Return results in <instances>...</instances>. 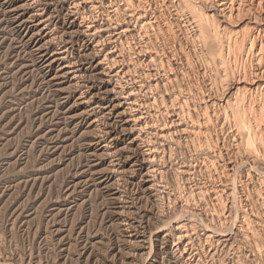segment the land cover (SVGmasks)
<instances>
[{
    "label": "bare ground",
    "instance_id": "6f19581e",
    "mask_svg": "<svg viewBox=\"0 0 264 264\" xmlns=\"http://www.w3.org/2000/svg\"><path fill=\"white\" fill-rule=\"evenodd\" d=\"M59 1L61 4L59 14H54L51 10H55L56 7L48 0H0V55L1 50L5 48V41L8 39H5L4 35L11 37L12 41H9V47L7 46V49L10 48L12 42L15 41L19 46V52L22 51L23 53H26L30 59L27 64L20 65V69L17 71L21 72V70H29L31 67H37L40 74L42 72L44 78L47 80V85L50 84L52 86V91L54 93L53 97L57 98V102L55 103L56 110H54V106L52 110L57 111L58 109V111H60V113H58L62 117L60 119H63L62 124H64L65 128L62 129L65 130V132L70 131L67 129H70L71 127L74 129L69 133V136L65 135L67 137L65 140H70L77 136L78 141H76V144L77 142L80 143L77 145L80 146L79 149L83 151L85 156L84 166L79 170H76V174L73 173V178L70 180L71 183H74L73 187L76 189V186L78 188L79 185L80 188V185L82 186V184H84L89 186V188H93L94 191L95 189H101L103 191L102 193L111 199L112 203H110V207H113V209H119L120 200L118 202L116 197L117 192L112 188L115 183L114 178L118 176L117 174H128L130 177L136 174L141 179L140 182L148 184L150 174L159 171L158 169L156 170L157 165H155L156 162L153 161V158L150 159L147 152H143L139 146L140 144L138 145L140 142H138L139 136L135 131V128L137 127H135V124L140 121L139 119H141V117L139 118L138 113L135 114L136 112L131 113L134 111L129 112L128 109L131 110V108H127L124 103L126 100L130 102L132 100V95L128 98L124 97L127 98L126 100L124 99V101L120 92H118L119 88H116L118 86H112V79L114 78L113 74L117 76L119 73L116 74L115 71L110 69L111 64L110 67H108L109 69L105 68V63L103 62L105 61V58L103 57L104 59L102 60L101 56L95 52V49L93 48L94 46L92 47L89 38L94 37L95 35L99 36V38L106 36L109 44L120 45L121 48H123L122 41L129 44L132 43L131 46L134 44L135 47H139V50L142 51L144 60L147 64L146 66L149 67V72L158 78L154 85L153 82L150 81L151 79L147 82L145 81L144 84L146 85H140L138 90H151L153 87L157 86L158 83H161L160 85L163 86V92L165 94L164 96L162 95L163 92L160 90L161 86L156 87L155 91L157 95H155L156 97H154L155 99L153 101V104L157 107L156 110L162 115L164 113L170 115L172 121L179 127L178 129H181L179 132H182V134L185 135L188 146L192 148L197 157L202 159V161L196 166L199 172L205 177L206 181L209 183L217 182L219 184H217V187H213L214 190L210 192L213 201V212L209 214V216H212L210 220H214L218 229L216 228V232L213 228L215 230L214 233L211 231L213 236H210V234L204 235V240L207 242V245H209V240H212L217 244L220 243L221 245L223 244L224 246L231 247L233 246L232 239L223 237L221 234L228 232L230 228L235 226L234 238L238 245L236 248L238 253H240L241 246L243 245L256 264H264V180H258V183H255L256 186L251 184V181L244 180L240 190L243 191L246 187L252 185V194L251 196L248 195V198L247 196L240 198L238 208L237 206L234 207L235 203L233 202V200H235L236 189L229 184L236 170L240 169V172L243 170V167L241 170L243 163L251 162L256 167L260 166V171L262 172L263 170L264 172V0H164L162 5L167 13L161 8V0L159 1L160 5H158L159 2H157L158 4L156 3V0H116L119 3L121 2L122 6L119 7L118 2L116 3L118 6H115V4H113L114 7H112L113 5H111V7L107 6L110 7L113 14H117L118 12L124 14L126 17L124 18L127 19V21L125 22V19L122 18L124 25H121L120 23L118 24V22L113 23L114 20L117 21V16L111 14L112 18L108 21L109 24L106 22L103 27H99L101 29L98 32L96 31V28L91 30L92 26L90 27V25L85 27L80 24V22L78 23L76 18L79 9L83 10V12H92L95 10L97 6L96 4H98L96 3V0V2L91 0ZM100 3L102 2H99V4ZM65 4L70 6V8L68 7V10H66ZM97 10H100V8ZM122 14L118 17L120 18ZM166 14H169L173 23H170V21L167 20ZM60 15L64 16L62 17L63 19L61 23ZM89 15L91 14L89 13ZM85 18L88 19L87 17ZM106 18L108 19L109 17ZM90 22L93 23V21ZM53 28H55L56 34H58V44L54 43L52 39L53 35L51 36V32L54 30ZM92 31H95L93 32L95 35L91 33ZM188 33H190L191 36H189ZM91 34L92 36L90 37ZM179 35L185 38L186 48L182 45L178 37ZM104 40L101 42L103 43ZM79 42H81L82 46L80 45L77 47ZM103 46L105 47V45ZM121 48L119 51L122 50ZM185 49L187 50L185 51ZM14 50L13 47V51ZM113 50L115 53L116 50L114 48ZM128 50L130 51L129 48ZM136 50H134V52ZM131 52L130 54L133 53ZM189 53H191L192 56L199 57L200 61L202 60V63L200 64H204L205 67L203 66L204 70L202 69L203 71L200 73L201 79L197 78L201 80L199 81V83H201L197 85V87L201 85L199 88L194 86L189 87L187 85L188 87L184 86V89H182L183 85L181 83L187 79L189 80V77L193 74L192 62L188 55ZM7 54H9L8 50ZM106 54L104 53L105 56ZM119 54L117 55L120 56ZM11 55V58H13L14 54L11 53ZM17 56H15L16 60ZM106 58H109L111 63L116 60L113 54L107 55ZM122 61H124V59ZM115 66L113 65V67ZM119 71L121 70H118V72ZM127 71L130 73L129 70ZM123 74L124 73H122V75ZM122 77H119L118 80ZM1 85L0 79V104L2 98ZM121 90L123 91L124 89L122 88L120 91ZM135 95L136 94L134 93V96ZM52 102H54V100ZM49 107L51 108V106ZM54 113L57 115V112ZM99 115L105 120V125L103 127L104 130L100 136L98 135V132H96L98 125L100 127V124L98 123V121L101 120L98 119L100 117ZM150 116H148V120L150 119ZM155 118L156 117H154V119ZM55 124L53 123V125ZM158 124L159 123L157 122V125ZM145 125L151 126L149 123ZM155 128L153 124L152 129L154 130ZM162 128L165 129L164 127ZM163 129H160L157 133L156 129L154 132L156 134L152 137H155L154 142L157 141L162 145L160 146L162 148L164 146H169L171 141H173V138L171 141L167 139L168 134L165 133ZM81 130H84L85 132H82ZM48 136L49 135L47 134V137ZM169 137L170 136H168V138ZM52 139L48 140L50 143L46 141L50 153L56 152L61 148L60 145L65 142L64 139L63 141L60 140V142H55ZM75 140L73 139L72 141L75 142ZM168 141L170 142L168 143ZM151 144H153V142ZM150 148L147 149L149 150ZM190 166H184L181 169L182 173H188L191 171ZM28 182H30V180ZM29 188L31 189V187ZM117 190L118 189H116V191ZM151 190L152 188L150 187L144 191L151 192ZM95 192L97 193L98 191ZM69 194L72 193L70 192ZM69 194L67 195L69 196ZM67 203L69 204V202ZM136 203L138 202L136 201ZM200 204L203 206L201 198ZM235 205H237V203ZM201 206L199 205V207ZM181 209H183V207ZM157 210L158 208H155L154 213H156L158 217L159 210ZM187 210L188 208L186 211ZM60 211L59 214L57 212L58 216H60ZM124 212L126 213L125 210ZM187 212H189V210ZM117 214L118 213H116V215ZM126 214L130 215L128 213ZM112 215H114V213L110 216L112 217ZM130 219L133 220L134 218ZM155 219L157 220L158 218ZM162 219L160 221H162ZM124 223L125 222H123V224ZM175 223L177 224V222ZM119 224H117V226ZM179 224L183 225L181 223ZM174 227L175 228L171 227L172 230L174 229L173 235L178 238L177 240L179 242H182L183 244L187 239H190L191 235L189 238L187 237L186 232L183 230V228H185L184 226L183 228L178 225ZM127 228L128 227H126V229ZM123 230H120V232ZM127 230H129V228ZM143 231L145 230H142L141 232ZM170 232L172 231L170 230ZM139 233L140 232L138 231V234H131L128 236V239L130 240L129 242H132L133 244H131L133 249H140V251H147L148 253L149 241L153 238L155 241L157 240L160 243H164V245L166 244L168 252L170 253L169 247L171 246L168 247V239L163 238L161 240L160 233L156 229L151 230V232L148 233V237L143 233ZM165 235L167 236V232ZM173 235L171 236L173 237ZM194 241L192 240L193 243ZM127 246L129 245L127 244ZM191 248L192 247H190V249ZM176 251L182 252L178 249ZM207 252L211 257L215 255L212 249ZM174 253L175 252H173V254ZM175 256L177 255L172 257ZM206 256L208 255L206 254ZM157 257L158 254L155 258L157 259ZM170 263H172V260ZM144 264L149 263L145 262Z\"/></svg>",
    "mask_w": 264,
    "mask_h": 264
},
{
    "label": "rangeland",
    "instance_id": "374dc122",
    "mask_svg": "<svg viewBox=\"0 0 264 264\" xmlns=\"http://www.w3.org/2000/svg\"><path fill=\"white\" fill-rule=\"evenodd\" d=\"M48 1L53 6L56 7L55 10L52 9L51 11H53L54 14H59V8L61 5L59 3L60 1L59 0L58 1L56 0V2L55 0H48ZM91 1L94 2L97 1L96 3L98 4H96L97 5L96 9L92 11L93 13L86 11L83 12V10L79 9L76 15L78 23L80 22V24H82L85 27H88L90 25V27L92 26L91 30L96 28L97 29L96 31L98 32L101 29L99 27H103L106 22L109 24L108 21L111 20L112 15H116L117 21L114 20L115 22L113 21V23L118 22V24L120 23L121 25H124L123 19L126 18L124 14H122L121 12H118L117 14H113L110 9L111 5L113 4H115V6H118L119 4V7L122 6L121 2L119 3L116 0H111V1L91 0ZM159 1L160 0H156V3ZM99 2L102 3L99 4ZM117 2L118 4H116ZM160 2H161L162 10H164V12L167 13L166 10L164 9V6L162 5L164 0L163 1L161 0ZM160 2L159 4L158 3L157 4L160 5ZM55 3L56 5L58 3L59 4L56 6ZM107 5L110 7H108ZM68 7L70 8L68 4H65L66 10H68ZM112 7H114V5ZM99 8L100 10H97ZM106 11H108L109 13ZM89 13L93 15L91 16L89 15ZM84 14L85 17H87L89 20L84 17ZM106 14L109 16H107ZM120 14L122 15L119 18L118 16ZM166 15H167L166 16L167 20H169L170 23L171 22L173 23V20H171L172 18H170L169 14ZM60 17H61L60 18V23H61L63 19L62 17L64 16L60 15ZM106 17L109 18L107 19ZM84 18L86 21L84 20ZM90 21H93V23ZM126 21L127 19H125V22ZM53 29L55 30V28ZM54 30L51 32V36L53 35L52 39L54 43L58 44L57 42L58 34H56V30L55 31ZM93 32L95 31H92L91 33L93 34ZM92 34L90 35V37L92 36ZM93 35H95V33ZM188 35L191 36L190 33H188ZM4 37L5 39L8 38L9 40L6 39L4 45L5 48L1 50V55H0V63H1L0 79L2 84L1 85L2 98L0 104V112H1L0 113V264H144L145 262H148L149 264H157V263L173 264V262L174 264H230V263L256 264V262H254L251 255L248 253V251H246L247 249L245 248V246L242 245L241 246L242 248L240 249V253H238L236 249L238 245L236 239L234 238L235 226L232 227L233 225L231 226L232 228H230L228 232L222 233L221 236L230 238L232 239L233 242L235 241L234 243L232 242V245L234 247L231 246L232 247L231 248L229 246H224L223 244L221 245L220 243L217 244L216 242H213L212 240L210 241L209 239H208L209 245H207V242L204 240V235L210 234V236L211 235L213 236L212 232L214 233L216 228L218 229L214 220L213 219L210 220L212 216L211 215L209 216V214L213 212V201L210 192H212L214 188L217 187L218 183L217 182L209 183L208 181H206L205 177L199 172L196 166L202 161V159L197 157L195 152H193L192 148L188 146V144L186 143L185 135H183L182 132H179L181 131V129H178L179 127L176 126L177 124H175L172 121L170 115L164 113L165 115L163 114L164 115L163 116L159 111L156 110L157 107L153 104V101L155 99L154 97H156L155 95H157L155 90L156 87L161 86L160 90L162 92L164 91L163 86L160 85L161 83H158V85L153 87L151 90H147V91L138 90V87H140V85L141 86L146 85L144 84L145 81L147 82L151 79L150 81H152L154 85V83H156V80L158 79L156 76H154V74L149 72L150 71L149 67L146 66L147 64L144 60L143 53L141 50H139V47H135L134 44L131 46L132 43L129 44L123 41H122L123 48H121L120 45H114L111 43L110 45L109 41L107 40L108 38L106 36H105L106 37L105 40H104L105 37L99 38V36L96 35L94 37H91L92 39L89 38L92 47L94 46L93 48L95 49V52L99 54V56H101L102 60L105 58L104 60L106 62L103 61L105 63L104 64L105 68L109 69L108 67H110L111 64L110 69H112V71H115L116 74L119 73L117 74V76L113 74L114 78L112 79V86L114 85H115L114 87L118 86L116 88L117 89L119 88L118 92H120V95L123 97V100L124 99L126 100L129 96L132 95L131 96L132 100L130 102L124 100L125 101L124 103L127 108H131V110L128 109L129 112L134 111L131 113L136 112L135 114L138 113L139 118L140 117L141 119L143 118L142 120L139 119L140 121H138L137 124H135V127L137 126L135 128V131L139 136L138 142H140L138 143V145L140 144L139 146L141 147V150L143 152L144 151L145 153L147 152V155L150 156V159L153 158V161L156 162L155 165H157L156 170L157 169L159 170L156 171L154 174L153 173L150 174V180L148 178L149 180L148 184H144L140 182L141 179L136 174H134L133 176L131 175L132 177H130V175L128 174H123V175L117 174L118 176H116L117 178L116 177L114 178L115 183L114 186H112V188L114 189L115 192H117L116 197L118 199V202L120 200L119 202L120 204H119V209L118 208L113 209V207H110L111 206L110 203H112L111 199H109L107 195H104L101 189L100 190L95 189V191H98L96 193L93 190V188H89V186H86L84 184H82V186L80 185V188L79 185L78 188L76 186V189L73 187L74 183H71L70 181L71 178H73L72 175L76 174L77 172L76 170H79L85 164V156L83 154V151L79 149L80 146L77 145L80 143L77 142L76 144V141H78L77 136L76 138H73L74 140L76 139L75 142L72 141L73 139L70 140L67 139L68 141L65 140L67 138L65 135L69 136V133H71L74 129L73 127H71L70 129H67L70 131L65 132V130H63L65 126L64 124H62L63 119H60L62 118L59 114L60 111H58V109L57 111L52 110L53 106H54V110H56L55 103L57 102V98L53 97L54 94L52 91L53 88L50 84L47 85L48 82L44 78L42 72L40 74L39 70H37V67H33V68L31 67L29 68V70L28 69L23 71L21 70L22 73L20 71H17L20 69L19 68L20 65L27 64V62L30 59L28 58V55L26 53H23L22 51L19 52L20 50L19 46L16 44L15 41H13L12 45H10V48L7 49L9 41L11 42L12 38L6 35H4ZM178 37L182 45L186 48L187 46H185L186 43L185 38H183L181 35H179ZM55 40L57 43L55 42ZM103 40L104 42L102 43L101 41ZM78 44L77 47H79L80 45L82 46L81 42H79ZM102 44L105 45L106 48ZM95 45L96 47L98 46L97 49ZM13 47L15 49L14 51H13ZM112 47L116 50L115 53ZM119 47L122 49L120 50L121 52L119 51L120 49ZM128 48L130 49V51L128 50ZM135 48L139 51H137ZM6 49L8 50L9 54H7ZM134 50L136 51L134 52ZM186 50L187 49H185V51ZM130 52L132 54H130ZM11 53L14 54L13 58H11L12 57ZM104 53L105 54L107 53L106 56L113 54L115 56V59L117 61L119 60L118 61L119 63L116 60L115 62L113 61L114 63L112 62L114 66L115 65L117 66L113 67L111 61L109 60V58H106ZM117 54H119L121 58ZM188 55L192 62L191 64H192L193 74L191 77H189V80L188 79L186 80L187 82L183 81L181 83L183 85L182 89H184V86L197 87V85L201 83V82L199 83V81H201L199 80L201 79L200 73H202L205 67L204 64L202 65L200 64L202 63L201 62L202 60L200 61L199 57L197 58L194 55L192 56L191 53H189ZM15 56H17V60ZM120 59L122 60L124 59V61ZM121 61L123 62V64L124 63L125 64L123 65ZM118 70L121 71L118 72ZM127 70H129L130 73H128ZM25 71L27 72V74ZM122 73L124 74L126 73L127 75L126 74L122 75ZM119 77L122 78L118 80ZM119 83H120V87H119ZM200 86L201 85H199L197 88H199ZM122 88L124 90L123 91L121 90L122 91L121 93L120 89ZM134 93L136 94L135 96ZM164 94L165 93L163 92L162 95L164 96ZM53 100L54 102H52ZM128 104H132V105H128ZM151 105L154 107V110ZM49 106H51V108ZM136 108L138 111L136 110ZM50 112H51V116H50ZM54 112H57V115ZM148 112L152 117L148 114ZM55 115L57 118L55 117ZM147 115L150 116L149 120ZM99 116L100 117L98 119L99 120L101 119L102 121L101 120L98 121L100 127L98 125L97 128L98 131L96 129V132H98V135L100 136L102 135V131L104 130L103 127L105 125L104 124L105 120L104 118L101 117V115ZM154 117L156 118L154 119ZM157 122L159 123L158 125ZM53 123L56 124L53 125ZM147 123H149V125L151 126H146L145 124ZM153 124H154V128L156 127L154 130L152 129ZM162 127H164L165 129H163ZM160 129L161 130L163 129L165 133H167L168 136H170L169 138L167 136V139L171 141V139L173 138V141H171L170 143V145L172 144L171 146L170 145L164 146L162 148L160 147L162 145H160L157 141L154 142L155 137L154 138L152 137L157 132H159ZM47 130L48 131L51 130V131L48 132ZM155 130L156 133H154ZM81 131L85 132L84 130ZM61 133H63L64 136ZM47 134L49 135L48 137ZM48 138L50 139L54 138L52 140H54L55 142H60V140L63 141L64 139L65 142H63L60 145L61 148L58 149L59 151L57 150L56 152L50 153L48 149L49 146H47L48 143H50V141H48L50 139ZM46 141H48V143ZM151 141L153 142V144L155 143L156 144L155 145L151 144L152 143ZM170 141H168V143ZM147 148L150 149L148 150ZM184 166H190L191 171H189L188 173H182L181 169ZM259 167L260 166L256 167L251 162H246L243 163V166H241V170H242L241 172L240 169H237L238 172L236 170L237 173L235 172L232 180L229 182V184L234 186L236 189L235 200L237 201L238 199V201L236 202L235 200H233L235 204L237 203V205L234 204V207L236 206L237 208L239 207L240 198H242L243 196H247L248 198V195L251 196L252 194V189H253L252 185L246 187L243 191L240 190V187L243 185L244 180L251 181V184L253 185H255V183H258V180L261 181L264 180L263 179L264 172L263 170L261 172L260 171L261 169ZM37 169L39 172L37 171ZM29 180L30 182H28ZM33 183L35 186L33 185ZM29 187H31L32 190ZM150 187L152 188L151 192L144 191L145 189ZM72 188H74L75 190ZM116 189H118L119 192L118 190L116 191ZM99 191L101 194L99 193ZM70 192L72 194H69ZM65 193L69 194V196ZM200 198L203 206H201L200 204ZM136 201L138 203H136ZM67 202H69V204ZM151 204L153 205V207ZM199 205L201 207H199ZM182 207L183 209H181ZM155 208L156 209L158 208L159 210L158 217L156 213H154ZM187 208L189 212H187L188 210L186 211ZM124 210L126 211V213L130 215H127L124 212ZM182 210H184L185 212ZM204 210L205 213L207 212L206 214L204 213ZM59 211L61 212L60 216H58ZM110 213L111 214L114 213V215H112L111 217ZM116 213H118L117 214L118 216L116 215ZM54 214H56L57 217ZM130 218H134V219L132 220ZM155 218L158 219L156 220ZM162 218L165 221L167 220L168 221L165 222ZM161 219L162 221H160ZM118 222L122 224H119ZM123 222L125 223L123 224ZM175 222H177V224ZM179 223L183 225H180ZM117 224L121 226L118 225L119 226L118 228ZM177 225L181 226V228H183V226L186 228V230L185 228H183V230L184 232H186L188 238L191 235L189 239L190 241L187 239V241L182 244V242H179L177 240L178 238H176V236L173 235L174 229L172 230L171 228V227L175 228L174 226ZM126 227H128L129 230H127L128 228L126 229ZM119 229L120 230L124 229V230L120 232ZM153 229L159 231L161 240L163 238L168 239L169 241L168 247L171 246L169 247L170 253L168 252L166 244L164 245V243L162 242L160 243L157 240L155 241V239L153 238L149 241L150 244H149L148 253L147 251L145 252L140 251V249L137 250L133 249L132 247L133 244L132 242H129L130 240L128 239V236L131 234H138L139 231L140 232L139 234L143 233L146 235V237H148V233L151 232V230ZM142 230L145 231L141 232ZM170 230L172 232H170ZM166 232L168 237L165 235ZM171 235H173V237ZM174 238L177 241H175ZM192 240L193 241L195 240L194 241L195 244L192 242ZM203 240L206 242V246ZM198 241L200 243L201 242L203 243L200 244ZM127 244L129 246H127ZM184 244L185 245L188 244V245L185 246ZM189 246L192 248L190 249ZM210 248L215 254L212 257L207 252L211 250ZM177 249L182 251L183 254L182 252L176 251ZM214 250L216 251V253ZM196 251L198 254L196 253ZM173 252L175 253L173 254ZM157 254L158 257L156 259L155 257ZM206 254L208 256H206ZM174 255H177L178 257L177 256L172 257ZM171 260L172 263H170Z\"/></svg>",
    "mask_w": 264,
    "mask_h": 264
}]
</instances>
